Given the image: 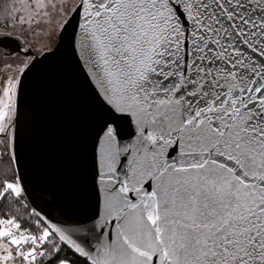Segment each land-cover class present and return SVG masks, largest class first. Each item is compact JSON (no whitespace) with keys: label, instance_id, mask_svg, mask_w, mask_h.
Wrapping results in <instances>:
<instances>
[{"label":"snow or ice","instance_id":"snow-or-ice-1","mask_svg":"<svg viewBox=\"0 0 264 264\" xmlns=\"http://www.w3.org/2000/svg\"><path fill=\"white\" fill-rule=\"evenodd\" d=\"M0 264H264V0H0Z\"/></svg>","mask_w":264,"mask_h":264}]
</instances>
